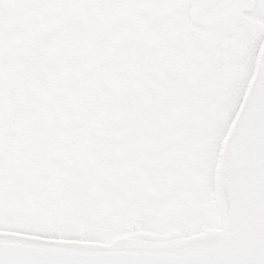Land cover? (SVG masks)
<instances>
[{
	"label": "snow or ice",
	"instance_id": "snow-or-ice-1",
	"mask_svg": "<svg viewBox=\"0 0 264 264\" xmlns=\"http://www.w3.org/2000/svg\"><path fill=\"white\" fill-rule=\"evenodd\" d=\"M92 10L172 13L215 77L184 101L168 83L174 62L161 57L155 76L145 73L120 110L137 93L153 98L156 119L138 132L151 139L150 155L128 161L121 176L104 167L112 136L96 135L92 101L111 62L98 56L75 81L37 86L48 87L47 104L10 172V69L46 51L66 14ZM257 19L264 20V0H0V264H264V24ZM96 48L143 56L115 30ZM17 107L28 110L23 95ZM218 179L227 208L188 202L195 192L217 200Z\"/></svg>",
	"mask_w": 264,
	"mask_h": 264
},
{
	"label": "rangeland",
	"instance_id": "rangeland-1",
	"mask_svg": "<svg viewBox=\"0 0 264 264\" xmlns=\"http://www.w3.org/2000/svg\"><path fill=\"white\" fill-rule=\"evenodd\" d=\"M256 22L264 24L262 19H257ZM59 24V34L46 51L33 56L22 69H10L9 170L15 172L19 166L21 143L33 138L47 104L48 87L37 86L44 82L51 85L58 80L65 84L75 81L82 72L95 65L98 56H110L111 62L104 77L102 95L99 100H93L92 104L98 113L96 135H110L114 140L113 149L108 156L110 163L104 167L109 173L118 171L123 176L125 167L130 170L128 161L140 162L150 155L151 139L141 138L138 132L156 119V113L152 109L153 98L137 93L130 96L127 107L120 110L121 100L140 84L145 73L152 72L155 76V64L161 57L174 62L175 78L168 83L172 87L178 86V97L184 101H187L194 90L198 91L213 79L215 73L206 65L195 37L187 29L177 26L174 15L164 10L75 12L66 14ZM113 30L131 36L143 56L136 50L127 57H117L98 50L96 42L104 39ZM33 77H40L41 80L34 81ZM21 95L28 107L23 112L17 107V100ZM183 108V103L177 105L178 112ZM217 197L213 201L206 193L195 192L187 200L204 205L219 204L220 197Z\"/></svg>",
	"mask_w": 264,
	"mask_h": 264
},
{
	"label": "water",
	"instance_id": "water-1",
	"mask_svg": "<svg viewBox=\"0 0 264 264\" xmlns=\"http://www.w3.org/2000/svg\"><path fill=\"white\" fill-rule=\"evenodd\" d=\"M233 126H235V122H234V125ZM229 134H231V132L229 133ZM253 179H254V177H253V173H252V171H251V168H250V166H249V170H248V172H247V182H248V184H251V182L253 181ZM224 189H223V198H225V200H227V198H226V196L224 195ZM219 197H220V195H219Z\"/></svg>",
	"mask_w": 264,
	"mask_h": 264
},
{
	"label": "flooded vegetation",
	"instance_id": "flooded-vegetation-1",
	"mask_svg": "<svg viewBox=\"0 0 264 264\" xmlns=\"http://www.w3.org/2000/svg\"><path fill=\"white\" fill-rule=\"evenodd\" d=\"M188 53H190V52H188ZM194 92H196V90H194Z\"/></svg>",
	"mask_w": 264,
	"mask_h": 264
}]
</instances>
